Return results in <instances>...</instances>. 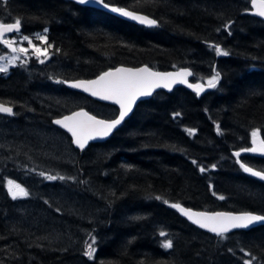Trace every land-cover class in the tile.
<instances>
[{"label": "trees", "instance_id": "16d2710c", "mask_svg": "<svg viewBox=\"0 0 264 264\" xmlns=\"http://www.w3.org/2000/svg\"><path fill=\"white\" fill-rule=\"evenodd\" d=\"M104 2L158 25L68 0H0V25L45 32L51 53L0 72V103L13 108L0 113V264H264V225L216 236L174 209L264 215V183L248 173H264L249 154L254 133L264 142V21L246 13L250 0ZM142 65L216 84L156 92L83 151L53 125L78 108L117 114L64 81Z\"/></svg>", "mask_w": 264, "mask_h": 264}, {"label": "water", "instance_id": "95a60500", "mask_svg": "<svg viewBox=\"0 0 264 264\" xmlns=\"http://www.w3.org/2000/svg\"><path fill=\"white\" fill-rule=\"evenodd\" d=\"M68 1L105 11L120 19L145 27L158 25L156 20L146 14L118 7L104 0ZM246 13L264 21V0H250V9ZM20 29L19 23L1 24L0 39ZM192 77L193 72L190 68L157 70L142 65L138 67L117 66L94 78L64 81V85L71 90L80 92L98 102L115 106L117 114L107 119L98 117L85 108H78L54 118L52 123L69 135L73 147L83 151L91 143L107 140L132 115L140 101L151 98L156 92L161 90L170 92L182 86L196 94H203L212 90L216 84V82H192ZM0 113L9 116L13 113V108L0 103ZM252 141L250 155L264 158V142L261 137L256 135ZM248 173L264 183V173L252 169H248ZM174 209L189 223L216 236L264 225V215L250 211L196 210L181 204H175Z\"/></svg>", "mask_w": 264, "mask_h": 264}, {"label": "rangeland", "instance_id": "374dc122", "mask_svg": "<svg viewBox=\"0 0 264 264\" xmlns=\"http://www.w3.org/2000/svg\"><path fill=\"white\" fill-rule=\"evenodd\" d=\"M16 33V32H14ZM45 32L40 34H35L34 38L33 36H24L22 34L17 33V35L13 39H8V42L10 44H14V42H17V52L12 53L9 49L5 51L2 55H0V72H8L9 67L16 65V62H19V60H23L25 64L30 62L31 58H34L33 60L42 63L44 61H48V58H50L51 53L50 51L45 47ZM35 39H37L41 44H36ZM216 76L211 77L210 79L206 80V83H210L215 81ZM258 135L256 133L253 134ZM253 136V137H254ZM8 189L12 196L22 195V191H24V188L14 183L13 181L8 182Z\"/></svg>", "mask_w": 264, "mask_h": 264}, {"label": "flooded vegetation", "instance_id": "af4514ba", "mask_svg": "<svg viewBox=\"0 0 264 264\" xmlns=\"http://www.w3.org/2000/svg\"><path fill=\"white\" fill-rule=\"evenodd\" d=\"M16 35L17 33L6 34L0 39V55L5 53L7 49H9L12 53H15L18 51L16 47L17 42H14V44H10L8 42V39H13ZM23 62L24 61L20 59L18 63L19 65H21L23 64Z\"/></svg>", "mask_w": 264, "mask_h": 264}]
</instances>
